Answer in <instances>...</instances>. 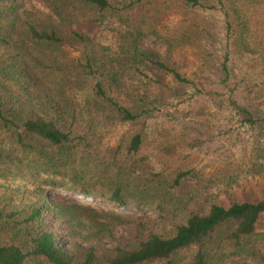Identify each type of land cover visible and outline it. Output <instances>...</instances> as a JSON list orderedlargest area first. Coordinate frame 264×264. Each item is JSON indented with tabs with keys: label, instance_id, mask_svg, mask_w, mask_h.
<instances>
[{
	"label": "trees",
	"instance_id": "1",
	"mask_svg": "<svg viewBox=\"0 0 264 264\" xmlns=\"http://www.w3.org/2000/svg\"><path fill=\"white\" fill-rule=\"evenodd\" d=\"M183 1L198 4L197 0ZM42 2L48 11L33 13L23 0H0V49L14 53L0 58V128L14 140L10 145L0 144V188L4 190L0 194V264H264V234L257 232L264 200L233 201L228 207L202 203L185 189L189 173L141 178L133 176L134 164L107 163L94 168L77 159L82 145L92 142V127L83 120L85 111L97 115L104 105L122 123L150 115L158 96L141 69L147 63L178 81L187 80L165 66L157 54L143 49L142 31H135L131 32L134 48L119 55L122 63L129 60L132 66L105 65L107 73L102 78L106 82L96 78L91 88L94 95L79 102L76 97L82 86H75L71 101L59 85L55 96L50 95L27 62L40 58L34 55L35 49L62 42L60 24L72 0ZM74 2L98 13L112 9L111 0ZM74 36L85 41L77 33ZM239 39L245 45L247 39ZM91 62L87 59L90 73L78 75V83L88 85L87 79L95 78ZM143 143L142 133L133 135L126 143V158L138 155ZM122 151L119 146L116 152ZM48 186L53 189L47 191ZM60 192L90 197L113 209L83 202L60 204L56 201ZM119 210L141 216L130 217ZM152 211L160 214L163 224L146 229V223L153 220L148 215ZM131 218L139 221L133 236L107 245L105 239L114 238L113 229Z\"/></svg>",
	"mask_w": 264,
	"mask_h": 264
},
{
	"label": "rangeland",
	"instance_id": "2",
	"mask_svg": "<svg viewBox=\"0 0 264 264\" xmlns=\"http://www.w3.org/2000/svg\"><path fill=\"white\" fill-rule=\"evenodd\" d=\"M23 1L33 13L38 9L48 11L42 0ZM197 1L192 6L183 0H111L112 9L98 13L72 0L60 24L62 42L35 49L34 55L40 58H29L27 63L52 96L59 85L72 101L75 86H82V94L76 97L81 102L94 95L91 88L96 78L106 82L102 77L107 67L132 66L129 60L122 63L119 55L134 48L131 32L142 31L141 47L157 54L165 66L187 82L147 63L141 69L158 96L150 115L122 123L104 105L97 115L85 111L83 120L92 127V142L87 147L82 145L77 159L92 163L94 168H104L107 163L134 164L133 176L141 178H174L189 173L184 178L185 189L202 203L226 207L233 201L256 203L264 200V0ZM239 37L247 39L245 45ZM6 52L0 49V58ZM13 54L7 52L11 57ZM89 58L96 76L87 79L88 85L80 84L77 76L90 73L86 69ZM108 58L114 60L109 63ZM137 133L144 135V143L138 155L126 158V143ZM13 143L0 128V144ZM119 146L123 151L117 153ZM112 171L116 172L114 166ZM2 191L0 188V194ZM60 194L56 200L60 204L83 202L113 209L90 197ZM119 211L130 217L141 216ZM148 215L153 220L146 223V229L162 226L160 214L152 211ZM138 223L131 218L116 226L113 240L105 239V243L116 245L123 238H131ZM257 232L264 234V217Z\"/></svg>",
	"mask_w": 264,
	"mask_h": 264
}]
</instances>
